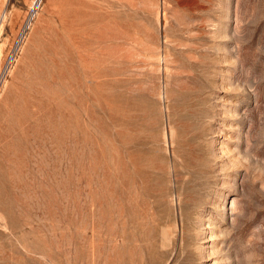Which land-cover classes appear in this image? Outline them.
<instances>
[{"label": "rangeland", "instance_id": "obj_1", "mask_svg": "<svg viewBox=\"0 0 264 264\" xmlns=\"http://www.w3.org/2000/svg\"><path fill=\"white\" fill-rule=\"evenodd\" d=\"M0 264H264V0H0Z\"/></svg>", "mask_w": 264, "mask_h": 264}, {"label": "bare ground", "instance_id": "obj_2", "mask_svg": "<svg viewBox=\"0 0 264 264\" xmlns=\"http://www.w3.org/2000/svg\"><path fill=\"white\" fill-rule=\"evenodd\" d=\"M75 27V26H74ZM44 93V92H43ZM198 140V139H197ZM200 176V175H199ZM196 181V180H195ZM233 206V205H232Z\"/></svg>", "mask_w": 264, "mask_h": 264}]
</instances>
